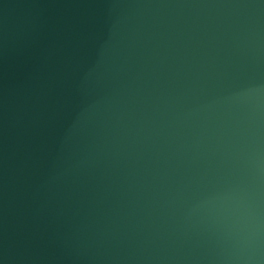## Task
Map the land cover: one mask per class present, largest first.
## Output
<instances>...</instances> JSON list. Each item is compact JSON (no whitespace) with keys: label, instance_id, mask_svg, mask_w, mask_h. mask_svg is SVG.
Returning <instances> with one entry per match:
<instances>
[{"label":"water","instance_id":"95a60500","mask_svg":"<svg viewBox=\"0 0 264 264\" xmlns=\"http://www.w3.org/2000/svg\"><path fill=\"white\" fill-rule=\"evenodd\" d=\"M0 264H264V0H0Z\"/></svg>","mask_w":264,"mask_h":264}]
</instances>
